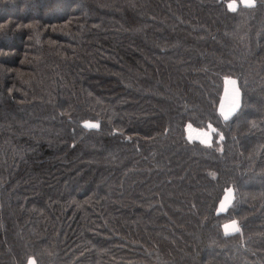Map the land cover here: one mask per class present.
I'll return each instance as SVG.
<instances>
[{"label":"trees","instance_id":"trees-1","mask_svg":"<svg viewBox=\"0 0 264 264\" xmlns=\"http://www.w3.org/2000/svg\"><path fill=\"white\" fill-rule=\"evenodd\" d=\"M236 3L0 0V264H264V0Z\"/></svg>","mask_w":264,"mask_h":264},{"label":"snow or ice","instance_id":"snow-or-ice-1","mask_svg":"<svg viewBox=\"0 0 264 264\" xmlns=\"http://www.w3.org/2000/svg\"><path fill=\"white\" fill-rule=\"evenodd\" d=\"M255 2L256 0H239V3L245 7H254ZM236 6H237L236 0H228V8L230 11H236ZM224 79L226 83L231 85V98L227 108L225 107L224 103L221 102V105L219 107V113L225 120H228L241 107V92L237 80L229 76H226ZM83 123L85 127H89V128L99 127L98 123H94L91 121H84ZM185 127L186 130H189L192 128V124L188 123ZM215 131L216 129L213 128L211 125H209L206 131L197 129L199 135H197L196 137H193L191 134H189L188 140L191 141L193 138H195L198 139L200 143L211 146L213 142L212 133ZM220 139L223 140V134H220ZM234 198H235L234 190L232 188H226L224 197L221 199L217 211L218 212L226 211L227 208L232 204ZM223 228L225 235H228L230 233L240 232V225L236 220H231L230 222L226 223L225 225H223ZM28 264H35L33 258L31 257L28 258Z\"/></svg>","mask_w":264,"mask_h":264},{"label":"rangeland","instance_id":"rangeland-1","mask_svg":"<svg viewBox=\"0 0 264 264\" xmlns=\"http://www.w3.org/2000/svg\"><path fill=\"white\" fill-rule=\"evenodd\" d=\"M237 4V3H236ZM230 98H231V85L229 86V84H228V86H227V88L225 89V93H224V97H223V99H222V102L224 103V105H225V107L227 108L228 107V105H227V102H229L230 103ZM94 123H96V122H94ZM189 134H191L193 137H196L197 135H199V133L197 132V131H195V130H190L189 132H188V135ZM86 158L87 159H89V158H91V159H93L92 157H91V155L89 154V155H86ZM75 160V159H74ZM65 161V160H64ZM59 162V161H58ZM74 163H78V159H76V161H73ZM103 165H104V163H103ZM62 169H63V167L60 165V170L62 171ZM66 170V169H65ZM65 173V172H64ZM43 177L44 178H41V180H44L45 182H47V183H50L51 182V184L53 183V182H56L58 179H59V175H58V173H54V172H52V171H46V172H44V174H43ZM61 177L62 176H60V180H61ZM51 187V186H50ZM224 197V196H223Z\"/></svg>","mask_w":264,"mask_h":264},{"label":"crops","instance_id":"crops-1","mask_svg":"<svg viewBox=\"0 0 264 264\" xmlns=\"http://www.w3.org/2000/svg\"><path fill=\"white\" fill-rule=\"evenodd\" d=\"M229 86H230V84H229Z\"/></svg>","mask_w":264,"mask_h":264}]
</instances>
